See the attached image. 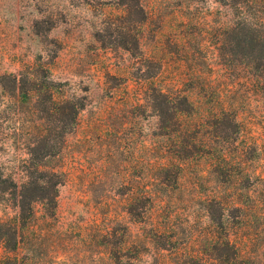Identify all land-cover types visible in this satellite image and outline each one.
Returning <instances> with one entry per match:
<instances>
[{
    "label": "rangeland",
    "instance_id": "obj_1",
    "mask_svg": "<svg viewBox=\"0 0 264 264\" xmlns=\"http://www.w3.org/2000/svg\"><path fill=\"white\" fill-rule=\"evenodd\" d=\"M138 5L143 24L127 15ZM263 17L219 0H0L1 181L26 180L52 125L2 76L52 82L56 105L81 106L45 161L64 174L55 209L36 203L20 221L13 188L0 193L18 243L0 242V264H264V99L227 52L228 27ZM152 89L186 99L175 133L159 129Z\"/></svg>",
    "mask_w": 264,
    "mask_h": 264
},
{
    "label": "trees",
    "instance_id": "obj_2",
    "mask_svg": "<svg viewBox=\"0 0 264 264\" xmlns=\"http://www.w3.org/2000/svg\"><path fill=\"white\" fill-rule=\"evenodd\" d=\"M219 1L223 3L227 1V4L231 7H241V5L247 4L264 7V0ZM130 9H132V6L127 7L129 19L134 21L135 18L133 19L132 16H137L136 22L143 24L146 17L143 7L138 5L136 12L130 11ZM258 20L259 25L244 18L227 28V52L234 57H240L253 72V75L260 81L259 90L264 99V17ZM126 38L123 36L117 38V45L127 52L132 51V47L136 49L137 40L134 38L128 44ZM33 80L35 81V79ZM6 82L10 86H6ZM27 83L28 80L24 79L22 84V77L18 79L15 75L2 76L1 78V87L7 94L14 93L12 95H15L16 90H18L19 96L27 99V93H33L32 96L37 97L40 102L39 110L43 114L42 124L44 125L46 122L52 125L47 124L48 128L34 139V146L28 151V171L30 174L26 180L17 186L8 178L2 181L0 179V193L8 192L9 187L13 188L12 198L18 210L20 221H25L31 217L36 203L55 209L59 188L64 183V174L60 170L46 166L45 161L53 158L56 154L54 140L61 136L59 132H56L60 124L63 125L62 130H75L78 115L81 111V106H77L74 100H67L61 105H56L53 101L52 89L54 84L52 82L41 86L42 89L45 88V94H42V89H36L34 84L30 86L29 90L26 89ZM146 104L155 113L161 131L174 130L175 133V130H179L178 116L186 113V108H182V106L187 105L185 98L172 99L159 90L152 89L149 101ZM166 135V133L161 132L159 136ZM179 153L176 152L175 154L177 159L182 158L181 155L178 156ZM21 227H24V225ZM0 242L9 251L15 252L17 250V230L15 226H11L9 223L0 224ZM227 246H230L229 240H227Z\"/></svg>",
    "mask_w": 264,
    "mask_h": 264
}]
</instances>
